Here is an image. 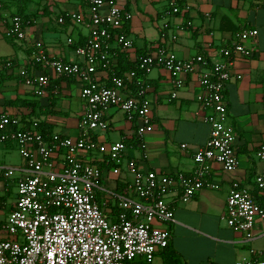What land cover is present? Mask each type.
Listing matches in <instances>:
<instances>
[{"label": "built area", "instance_id": "obj_1", "mask_svg": "<svg viewBox=\"0 0 264 264\" xmlns=\"http://www.w3.org/2000/svg\"><path fill=\"white\" fill-rule=\"evenodd\" d=\"M133 1L86 0V12L69 15L70 20L89 31L85 43L75 47L77 60L52 56L42 41L30 43L34 63L81 82L85 109L76 138L56 132L46 139L38 120L25 126L20 118L0 116V142L16 143L26 161L25 174L16 184L14 207L0 223V264H134L141 257L152 263L156 252L170 242V232L154 223L175 220L168 200L173 191L179 188L180 200L188 202L206 186L215 187L208 183L212 163H220L226 171L239 166L237 137L227 124L225 90L234 77L236 56L253 54L244 42L257 36L258 30L236 33L237 41L232 47L223 48L221 59L213 63L201 54L181 59L166 48H158L140 57L133 70L113 76L108 85L99 81L98 72L116 68L113 44L125 51L133 48L134 40L124 30L125 23L132 19L129 5ZM171 10L180 13L182 9L171 2ZM65 20L60 17V22ZM9 34L19 41L27 39L21 16L13 17ZM68 43L74 44L73 39L69 38ZM6 65L13 63L6 61ZM156 68L170 74L171 101L178 97L189 76H195L202 87L197 100L211 133L195 152L196 168L189 175L141 170L134 162H126L127 145L123 140L101 142L96 138L97 130L110 129L105 116L110 107H119L127 118L138 119L140 138L155 129L147 75ZM236 77L240 79L242 75ZM27 82L35 85V94H47V76L30 77ZM258 155L264 159V145ZM100 163L110 167L117 177L125 169L130 179L123 193L113 194L117 213L101 200L104 188ZM255 182L264 195V171L257 174ZM225 219L229 227L253 239L257 221L264 219V207L234 181ZM236 264H264V259H244Z\"/></svg>", "mask_w": 264, "mask_h": 264}, {"label": "crops", "instance_id": "obj_2", "mask_svg": "<svg viewBox=\"0 0 264 264\" xmlns=\"http://www.w3.org/2000/svg\"><path fill=\"white\" fill-rule=\"evenodd\" d=\"M171 2L181 6L180 13L172 12ZM186 5L190 8L186 9ZM129 9L132 19L126 29L134 44L128 51L113 44L116 68L126 60L130 68L137 59L161 47L181 59L201 54L213 63L221 59L223 48L232 47L237 41L236 33L258 30L257 36L244 42L253 54L236 56L234 77L225 90L227 124L237 137L239 166L226 171L220 163H212L208 183L215 187L206 186L188 202L180 200L181 191L176 188L168 197L175 220L154 223L170 232L169 247L159 249L152 263L141 257L134 264H236L244 259H264V219L257 221L253 239L229 227L225 219L234 181L253 196L262 195L255 177L264 171V159L258 155L264 145V1L134 0ZM86 11V0H0V116L20 118L25 126L38 120L51 134L58 132L74 138L80 135L79 121L85 109L81 82L74 77L58 76L34 63L30 43L42 41L52 56L77 60L75 45L84 44L89 31L70 20L69 15ZM15 15L22 16L25 22L24 41L9 34ZM60 17H65V22H60ZM69 38L74 44L68 43ZM6 61L13 65L8 67ZM110 73L98 72L99 81L111 85ZM238 74L242 75L240 79L236 77ZM44 76L48 77L49 86L47 94L39 96L35 94V85L27 81L30 77ZM147 84L155 129L140 138L138 119H129L119 108L110 107L105 111L110 129L95 132L96 138L101 142L123 140L127 145L126 162H134L141 170L189 175L196 168L195 152L211 133L197 100L202 87L195 76H189L178 97L171 101L173 84L169 72L163 68L150 72ZM11 144L0 142V156L5 153L1 148L14 147ZM25 169V165L15 168L0 164V223L14 207L16 184ZM129 180L125 169L117 177L110 167L103 166L101 200L113 213L118 211L114 208L117 199L113 194L123 193Z\"/></svg>", "mask_w": 264, "mask_h": 264}, {"label": "rangeland", "instance_id": "obj_3", "mask_svg": "<svg viewBox=\"0 0 264 264\" xmlns=\"http://www.w3.org/2000/svg\"><path fill=\"white\" fill-rule=\"evenodd\" d=\"M81 29L86 30V28L84 27H81L79 26ZM119 108V107H117ZM96 132H104V131H101V130H97ZM9 143V142H7ZM10 145V144H8ZM11 145H13L14 147L12 148H7V150H5L4 148H1L2 152H5L4 155L0 156V164L1 166L4 165L5 167H20L21 165H25L26 164V161H25V158L20 154L19 152V147L16 143H12ZM19 174V173H18ZM17 175V173H16ZM14 197L12 196V199ZM9 214V213H8ZM8 216V215H7ZM226 223H227V220H226Z\"/></svg>", "mask_w": 264, "mask_h": 264}, {"label": "trees", "instance_id": "obj_4", "mask_svg": "<svg viewBox=\"0 0 264 264\" xmlns=\"http://www.w3.org/2000/svg\"><path fill=\"white\" fill-rule=\"evenodd\" d=\"M21 17H22V16H21ZM24 23H25V22H24ZM128 23H129V21L126 22L125 25H124V30H125L126 33H127V29H126V28H127ZM78 45H79V44H76L75 47L78 46ZM81 45H83V44H81ZM138 60H139V59H137V60L135 61L134 65L131 66L130 68H128V66H127V65H128L127 60H126L124 63L122 62V64H120L117 68H115V69L110 73V77L118 76V75H124L126 72H128V71H130V70H133V69L136 67L137 63H138ZM110 83H111V82H110ZM39 129L42 131V133L44 134V136L46 137V139H50V137L52 136V134L46 132V131L44 130V128H42L41 124H39ZM100 166H101V168L103 169V166H104V165L100 163ZM254 197L256 198L257 202H258L261 206L264 207V195H256V196H254ZM114 208H117V207L115 206ZM168 247H169V246H168ZM169 249H170V248H169ZM169 254H170V256H172L171 259H173V257H174V252L172 251V249L169 250Z\"/></svg>", "mask_w": 264, "mask_h": 264}, {"label": "bare ground", "instance_id": "obj_5", "mask_svg": "<svg viewBox=\"0 0 264 264\" xmlns=\"http://www.w3.org/2000/svg\"><path fill=\"white\" fill-rule=\"evenodd\" d=\"M11 116V115H10Z\"/></svg>", "mask_w": 264, "mask_h": 264}]
</instances>
